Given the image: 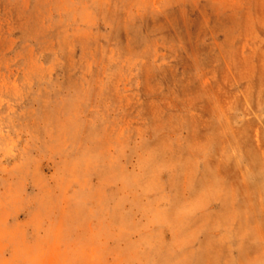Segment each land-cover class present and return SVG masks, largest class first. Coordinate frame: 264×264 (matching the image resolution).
<instances>
[{"label":"rangeland","instance_id":"1","mask_svg":"<svg viewBox=\"0 0 264 264\" xmlns=\"http://www.w3.org/2000/svg\"><path fill=\"white\" fill-rule=\"evenodd\" d=\"M0 264H264V0H0Z\"/></svg>","mask_w":264,"mask_h":264}]
</instances>
